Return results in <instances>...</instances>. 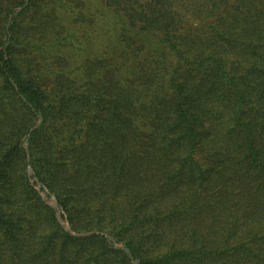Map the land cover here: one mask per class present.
<instances>
[{"label": "trees", "instance_id": "16d2710c", "mask_svg": "<svg viewBox=\"0 0 264 264\" xmlns=\"http://www.w3.org/2000/svg\"><path fill=\"white\" fill-rule=\"evenodd\" d=\"M66 1L0 0V264H264V0Z\"/></svg>", "mask_w": 264, "mask_h": 264}, {"label": "rangeland", "instance_id": "374dc122", "mask_svg": "<svg viewBox=\"0 0 264 264\" xmlns=\"http://www.w3.org/2000/svg\"><path fill=\"white\" fill-rule=\"evenodd\" d=\"M99 6L98 0H69L59 3L55 9V14L59 17L57 22L61 26L79 30L75 40L85 44L88 42L89 48L94 49L101 44L108 29V24L99 13ZM16 10L19 11L20 7ZM42 195L45 193L42 192ZM49 203L56 204L53 198L49 199Z\"/></svg>", "mask_w": 264, "mask_h": 264}]
</instances>
